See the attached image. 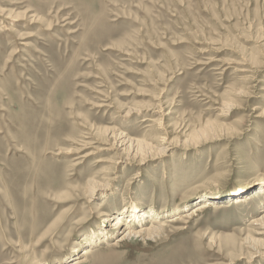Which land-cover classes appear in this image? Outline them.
<instances>
[{"label":"rangeland","instance_id":"374dc122","mask_svg":"<svg viewBox=\"0 0 264 264\" xmlns=\"http://www.w3.org/2000/svg\"><path fill=\"white\" fill-rule=\"evenodd\" d=\"M262 181L264 0H0V264H264ZM202 190L225 197L154 237L82 238Z\"/></svg>","mask_w":264,"mask_h":264},{"label":"bare ground","instance_id":"6f19581e","mask_svg":"<svg viewBox=\"0 0 264 264\" xmlns=\"http://www.w3.org/2000/svg\"><path fill=\"white\" fill-rule=\"evenodd\" d=\"M164 140L165 139L161 140L162 143L160 145H162L163 147L159 149L160 152L166 151V147H164L165 144L163 143ZM115 143L117 144L119 148H122V150L129 151V152L130 151L140 152V151H143V149L149 148V144L145 142L144 140H132L129 138L125 139L123 138V135L122 136L119 135L116 138ZM87 155L88 153L83 154L81 157H85ZM100 161L102 160L97 159V162H100ZM89 182H90V186L87 190V194H90L91 196L95 194V190L99 189V187L104 188L100 186L102 183L98 184L92 178L90 179ZM220 189H223L224 191L225 187H222ZM223 191L219 192L218 194H214V193H210V192L202 190L198 192L197 194H195L193 196L194 198L189 197L188 199L181 202L179 207L176 206L174 208L167 207V206L166 207L164 206V208L163 207L157 208L156 206H150V205L146 206V204L141 201L131 202L129 205H126V203H123L122 206L116 207L117 211L114 213L110 214V213H107L106 211H103L102 213L103 218H102L100 227L89 231V233L83 236L82 238L83 240L87 241L86 243H89L90 241V244L91 243L93 244L99 238H102L101 241L107 239L106 237L108 235L109 236L113 235V233L116 232L115 231L116 229L120 231V234H118V236L114 238L116 242L113 243V245L123 242L125 240L124 237H129L130 235H133V236L136 235L138 237H142V236L151 237L154 234H158L161 232L162 227H164V222H165L162 219L165 215L179 211L180 209H182V207L187 208L189 205H193L186 212L176 213L174 216H172L175 218L169 221V223H171L172 226H178L181 223H187L189 219L191 220L192 218L196 216L202 215L208 209H210L216 201L225 197V196L221 197V194L224 193ZM246 191H249L247 187H234V189L230 188V190H228L230 195L225 198L236 201L237 199L244 197L245 195H249V193ZM254 194L257 197L253 200L252 199L250 200L256 203L259 202L258 204H262L264 206V181H262L261 187L258 188L254 192ZM262 212H264V210ZM148 218H151L150 219L151 224L149 227H146L143 224L147 221ZM110 219H112L111 223H109ZM107 223H109L108 226L110 227L108 229L106 225ZM249 225H251L252 228L256 227V229L253 230L252 232H249L250 234L244 237L243 244L247 245L250 248V250L251 249L255 250V252H252L251 254L254 255L256 252L262 254L264 253V251L261 252L260 249L262 250L264 249V242L260 238L264 237V214L258 218L252 219ZM210 238L213 239V236L211 235ZM92 249L93 248H91V246L81 249L80 254H78L79 255L78 257L72 260H68L64 262L63 264L81 263L82 258L87 257L93 252Z\"/></svg>","mask_w":264,"mask_h":264}]
</instances>
